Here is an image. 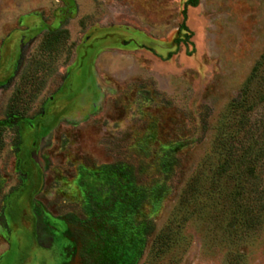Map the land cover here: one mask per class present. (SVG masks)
<instances>
[{
	"label": "rangeland",
	"instance_id": "1",
	"mask_svg": "<svg viewBox=\"0 0 264 264\" xmlns=\"http://www.w3.org/2000/svg\"><path fill=\"white\" fill-rule=\"evenodd\" d=\"M184 3L0 0V264H264V0Z\"/></svg>",
	"mask_w": 264,
	"mask_h": 264
},
{
	"label": "trees",
	"instance_id": "2",
	"mask_svg": "<svg viewBox=\"0 0 264 264\" xmlns=\"http://www.w3.org/2000/svg\"><path fill=\"white\" fill-rule=\"evenodd\" d=\"M198 0H185L182 15H186V6H196ZM179 29L188 31L187 26L182 22ZM191 32L185 33L182 38H177L176 43L189 42ZM69 32L63 26L43 33L34 53L26 60L21 69L16 86L10 98L8 112L25 115L29 104L38 96L45 87L47 76L53 71V65L59 54L64 51L66 64L72 54L73 44H69ZM190 192L183 191V202L188 201ZM238 195V194H237ZM234 200L236 196L232 197Z\"/></svg>",
	"mask_w": 264,
	"mask_h": 264
}]
</instances>
